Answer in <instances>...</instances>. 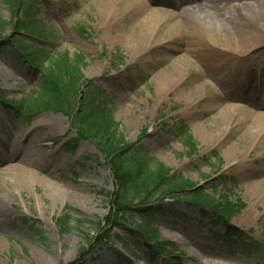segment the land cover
Wrapping results in <instances>:
<instances>
[{"label": "rangeland", "instance_id": "obj_1", "mask_svg": "<svg viewBox=\"0 0 264 264\" xmlns=\"http://www.w3.org/2000/svg\"><path fill=\"white\" fill-rule=\"evenodd\" d=\"M142 1L147 9L126 6L107 19L99 0L32 1L34 18L18 16L40 30L19 31L24 47L36 51L32 61L3 45L18 17L0 0L8 23L0 38V138L13 157L31 153L39 166L31 179L7 174L18 161L6 162L0 148V264H264V0H182L175 7L172 0ZM185 10L213 20L216 30L186 29ZM224 10L234 23L220 17ZM242 33L258 39L244 43ZM62 56L81 66L85 94L111 111L125 142L210 196L240 200L245 208L213 223V212L182 194L153 200L160 190L131 195L120 208L109 159L72 128L77 91L67 94V112L20 116L25 111L17 104L39 93L42 69ZM182 128L192 149L183 144ZM214 129L215 141L208 136ZM32 137L40 139L38 148L29 145ZM53 188L63 195L55 199ZM143 206L152 208L161 252L135 233L141 217L134 211ZM59 221L68 222L65 230Z\"/></svg>", "mask_w": 264, "mask_h": 264}, {"label": "trees", "instance_id": "obj_2", "mask_svg": "<svg viewBox=\"0 0 264 264\" xmlns=\"http://www.w3.org/2000/svg\"><path fill=\"white\" fill-rule=\"evenodd\" d=\"M5 1L10 5L15 18L18 16L21 18L27 17L29 20L34 18V16L31 15L33 11L31 5L32 1L35 0ZM5 24L8 23L3 21L0 17V38L2 34L1 28ZM13 29L15 30L13 31V38H9L3 45L13 48L15 52L24 53L23 55L25 57H29L33 61L35 58L33 54H35L36 51L24 47L25 40L20 36L19 31H27L38 35V33L40 34V30L37 29L36 25L33 27L19 21V17L17 22H13ZM34 49H36V47H34ZM42 70L43 72L38 78L39 93H33L25 104H17L18 107L21 106L20 108L23 106V110L25 111V114L21 113L20 116L26 118L27 114H32L37 111L67 112L69 106L67 94L72 91H77V102L76 100L75 102L78 104L77 106L80 107L74 110L75 105L74 102L72 103V128L76 131L77 136L91 138L95 141L109 159L107 165L112 172L117 186L120 188L121 198L123 197V199L117 201V203H119L123 200V205H121L120 208L125 206V200L131 195L141 194L149 190H152V193L160 190L156 199L153 200H159L163 198L164 195L182 194L184 198L188 199L186 200L188 203L197 205L203 210L213 212L212 214L216 216L213 223H221V221L225 219L230 220L245 208V205L241 203L240 200L232 202L227 197L218 200L214 196H210L205 193L202 187H197L192 181L173 173L157 161L149 160L148 157H145V154L142 153L138 144L125 142L124 137L119 133L118 124L114 121L111 111L107 110L99 100L93 101L92 95L85 94L87 89L84 91L83 87L85 86V88H87L89 84L84 81L81 66L78 64L72 65L67 56H62L61 61L51 65L48 69ZM95 94L99 93L95 91ZM95 94L93 93V95ZM8 103L14 108L10 102H7V104ZM20 108L17 113L20 112ZM181 135L185 147L187 149H192L195 144L188 135V131L182 128ZM141 153L144 156H142ZM152 193L141 201L142 205H148L151 202V198L149 197L152 196ZM143 207L144 208L141 207L134 211V213L141 217V222L135 224V233L146 245L149 246L152 244L154 249L161 252L162 248L158 246L159 240L161 239L159 231L155 228L152 221V208ZM125 211H127V213L131 212L128 211V209H125L124 212ZM125 216L122 215L121 218L125 220ZM59 223L64 230L67 228L68 222L64 223L59 221ZM160 245L162 246L161 243Z\"/></svg>", "mask_w": 264, "mask_h": 264}, {"label": "bare ground", "instance_id": "obj_3", "mask_svg": "<svg viewBox=\"0 0 264 264\" xmlns=\"http://www.w3.org/2000/svg\"><path fill=\"white\" fill-rule=\"evenodd\" d=\"M99 3H101V7H102L101 13H102L103 17L106 19L109 17V14L112 15V13H115V12H121L123 10H128L126 8V6H130L129 9L131 7H133V8L135 7L134 9L136 12L141 11L143 8L147 9V7H145L147 4L145 2H143L142 0H126V1H123V0H99ZM168 5H170V6L172 5V7L178 6V4L174 5L173 2H172V4L170 3ZM138 9H139V11H138ZM185 12H188V13H186V17L184 16V18L181 19L180 25H184V27L186 29H189L190 31H192V27H194V28H196V30H200L201 32H204L206 30L212 31V29L216 30V26L214 25L213 20H211L212 21V24H211L209 21L210 19L209 20L205 19V18L200 19V17H198V15L194 11L189 12V10L188 11L185 10ZM226 13H229V12L225 11L224 13L220 14V17H222V19L225 22H228V21L233 22L234 20H236L235 18L232 19V16L230 17ZM163 16H165V15H163ZM246 23H247V26L249 28H250V26L255 25L254 20H248ZM219 24L221 25V22H219ZM237 26H238V24L236 25V28H237ZM223 27H224L223 31H225L226 25H224ZM138 28H140V27H138ZM220 32H222V31H220ZM244 33H246V32H244ZM244 33H242L239 36V37H241V39L244 43L248 42V40L253 35H255V33H252L251 35L246 37ZM133 39L140 41L143 39V34L142 33L141 34L140 33H138V34L134 33ZM253 39H258V38L255 35L254 37H252V40ZM193 42L195 43V40H193ZM250 42H251V40L248 43H250ZM179 70H180V66H177L176 68L173 69V73H178ZM170 81H171V79L169 78V79H165L163 82H165V85H166L168 83L170 84ZM259 110L256 109V111H259ZM261 115L262 114H260V116ZM254 126H255V128L259 127V125H257V124ZM215 133H216V131L214 129V131L211 132V134H208V136L214 139ZM203 137H204V140L206 142L210 141V139L207 137V135H203ZM262 139H264V135H263ZM214 141H215V139H214ZM40 143H41L40 139H37L35 137L30 138L29 145L31 144V147H35V148L37 147L38 148ZM6 146H7V141H5V140L3 141V139L0 138V148L3 149L2 150V154H3L2 157L5 159L6 162H9V163H11L14 160L15 161L17 160L18 162L16 163L15 166H9L5 173H7V174H8V172H11L10 174L21 173L25 176H28L29 179L33 178L34 177L33 174H35L33 172L36 171L35 168L39 167L38 166V158H35V156H33V154H31V153H25V152L23 153L22 151H18L20 153V156H18V157L14 156L13 157L12 154H10V153H12V151L10 152V149L5 148ZM19 153H18V155H19ZM14 155H16V154H14ZM229 157H233V156L230 155ZM41 159L44 161H46L48 159L45 156V153H42ZM5 176H6V174H5ZM52 192L54 194L55 199H58V198H60V196L63 195L61 190H59L58 188H53ZM40 261H43V259H41ZM102 263H104V262H102ZM108 264H113V261L111 263V260H110V262Z\"/></svg>", "mask_w": 264, "mask_h": 264}]
</instances>
